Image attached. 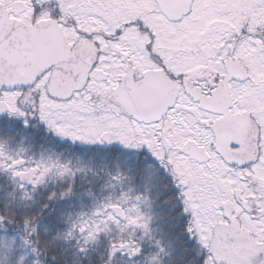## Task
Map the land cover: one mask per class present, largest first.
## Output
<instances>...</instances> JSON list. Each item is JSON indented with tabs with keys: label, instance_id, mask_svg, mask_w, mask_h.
I'll return each instance as SVG.
<instances>
[{
	"label": "snow or ice",
	"instance_id": "1",
	"mask_svg": "<svg viewBox=\"0 0 264 264\" xmlns=\"http://www.w3.org/2000/svg\"><path fill=\"white\" fill-rule=\"evenodd\" d=\"M0 264H264V0H0Z\"/></svg>",
	"mask_w": 264,
	"mask_h": 264
}]
</instances>
